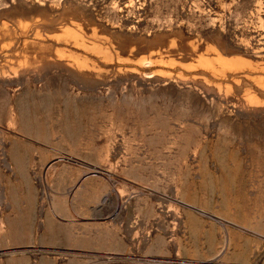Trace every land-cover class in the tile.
<instances>
[{
	"label": "rangeland",
	"instance_id": "1",
	"mask_svg": "<svg viewBox=\"0 0 264 264\" xmlns=\"http://www.w3.org/2000/svg\"><path fill=\"white\" fill-rule=\"evenodd\" d=\"M48 147L101 163L118 255L0 228V264L211 258L227 228L264 253V0H0V189L42 187L25 168Z\"/></svg>",
	"mask_w": 264,
	"mask_h": 264
},
{
	"label": "crops",
	"instance_id": "2",
	"mask_svg": "<svg viewBox=\"0 0 264 264\" xmlns=\"http://www.w3.org/2000/svg\"><path fill=\"white\" fill-rule=\"evenodd\" d=\"M52 149L48 147L47 155H30V166L25 168L31 178L35 176L42 182V187L29 191L0 189V228L13 229L7 233L13 237V244L31 254L61 251L71 260L84 258L83 255L101 258L104 253L109 260L116 258L119 251L117 225L112 223L111 213L102 212L108 190L99 181L101 163L81 156L56 154ZM60 162L59 167L55 165ZM59 176L65 179L60 188L53 186L50 180ZM96 179L97 187H90ZM217 218L224 220L225 225L229 222ZM103 219L109 222L104 230ZM103 235L107 237L104 243ZM225 235L221 253L229 249V263L264 264V253L251 241L254 235L237 228H227ZM214 253L207 247L185 252L200 259H208Z\"/></svg>",
	"mask_w": 264,
	"mask_h": 264
},
{
	"label": "built area",
	"instance_id": "3",
	"mask_svg": "<svg viewBox=\"0 0 264 264\" xmlns=\"http://www.w3.org/2000/svg\"><path fill=\"white\" fill-rule=\"evenodd\" d=\"M151 264H234L223 259L222 253L208 259L192 258L186 256H153L148 257Z\"/></svg>",
	"mask_w": 264,
	"mask_h": 264
}]
</instances>
